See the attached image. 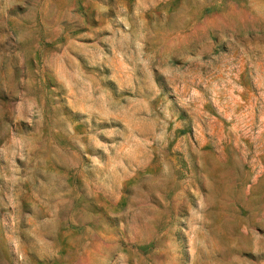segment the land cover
I'll return each instance as SVG.
<instances>
[{"label": "rangeland", "instance_id": "374dc122", "mask_svg": "<svg viewBox=\"0 0 264 264\" xmlns=\"http://www.w3.org/2000/svg\"><path fill=\"white\" fill-rule=\"evenodd\" d=\"M0 264H264V0H0Z\"/></svg>", "mask_w": 264, "mask_h": 264}]
</instances>
